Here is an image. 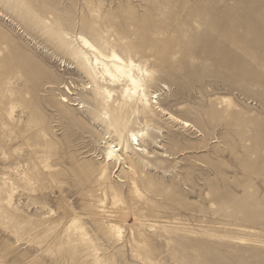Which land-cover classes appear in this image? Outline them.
<instances>
[{
    "label": "rangeland",
    "instance_id": "rangeland-1",
    "mask_svg": "<svg viewBox=\"0 0 264 264\" xmlns=\"http://www.w3.org/2000/svg\"><path fill=\"white\" fill-rule=\"evenodd\" d=\"M62 32L149 72L153 112L105 128ZM0 264H264V0H0Z\"/></svg>",
    "mask_w": 264,
    "mask_h": 264
},
{
    "label": "bare ground",
    "instance_id": "bare-ground-1",
    "mask_svg": "<svg viewBox=\"0 0 264 264\" xmlns=\"http://www.w3.org/2000/svg\"><path fill=\"white\" fill-rule=\"evenodd\" d=\"M221 7L222 6L219 5V8H221ZM209 11L215 15V11H217V10H216V7L212 6ZM51 18L52 17H50V19ZM173 23H175V22H173ZM53 24H55V22H53ZM51 25H50V28H52ZM55 27L57 28L58 26H55ZM55 27H53V28H55ZM47 28H49V27L47 26ZM171 28H172V26H171ZM57 29H59V28H57ZM94 29H96V28H94ZM50 30L52 32V29H50ZM55 33H57V32H55ZM58 33H59V30H58ZM52 34H54V33L52 32ZM55 36H57V35H55ZM58 37H60L61 44L64 47H66L68 49H69V47L71 48V55H72L71 57L73 58L75 63L82 69L84 74L86 73L87 76L92 80V83L94 84V85L93 84L92 85L95 88L96 97H98L100 99L99 107L104 112L102 114L103 116H102L101 121L105 124V126H106V127L104 126L105 128H107L108 130L112 129L113 132L116 133L119 128L124 127L128 123V119L131 116H134L136 118V116H138L139 114L145 116V115L151 114L153 112L152 107H151V104H152L151 99L152 98L150 97V95L148 93V87H147L148 79L150 80V77H151L149 72H147L146 70L142 72L139 69V66L134 64V61H132L130 58H125L123 55H122L123 57L120 56L119 54H117L113 50L109 54L107 52H106L107 54L103 53L101 49L103 47L110 45V43L108 41L104 40L103 38L99 37L100 44H97V43L92 42L91 40L85 38L82 35H79L78 37L74 38L70 34L62 32L60 34V36H58ZM216 37H218V36H216ZM72 41L76 43V45H77L76 48H74V46H72V43H71ZM59 45H60V42H59ZM60 48H62L61 45H60ZM76 64H75V66H76ZM134 71H138V72H141V74H144L145 79H143L142 82L140 80H138V78L134 74ZM80 73H81V71H80ZM104 83H109L112 86L116 85V88L120 89L118 92V97L116 96L114 98L113 97L114 91L108 90L106 87H103L102 84H104ZM89 85L90 84H88V86ZM90 87L91 86H89V88ZM87 94L89 95V93H87ZM95 100L96 99H94V102L98 101V99H97V101H95ZM63 101H65V99H63ZM154 103H156V101ZM97 104H93V105H97ZM90 111H92V110H90ZM12 112H14V111H12ZM5 114H7V113H5ZM8 124L11 125V123H8ZM185 125H186V123H185ZM127 133L128 134L125 137L124 147H123L121 141L119 140L117 142L116 146H114V147L109 146L107 148V150L105 151V157H106L107 163H109V162L118 163L120 158H121V155L117 154V152L121 149H117V148H124V151L126 153L127 150H132L131 149L132 143H134L133 145L137 147L136 151H138V152L144 151V149H141V147H142L141 144L144 143L145 138L150 137L149 134L146 131H142V130L138 131V132H134V131L129 130V132H127ZM110 144H112V143H110ZM158 145H160V144H158ZM159 152H162V151H159ZM125 157H126V159L129 158L127 155H125ZM102 169H101V171H102ZM22 175H23V173H22ZM128 185H130V184H128ZM134 187H135V185L133 184V188ZM128 189H130V188H128ZM136 192H138V191H136ZM7 198H11V197L7 196ZM5 201H7V199H5L2 202H5ZM104 204H105V199L100 201V205L102 207L104 206ZM69 209H71V208H69ZM57 210H60V209H57ZM64 212H66V210ZM62 213L63 212H61V215H62ZM91 217H93V216H91ZM77 220L75 219L73 221V223H76ZM102 221H104V220H102ZM105 221H108V220H105ZM66 224H69V223H66ZM116 233H117V237L121 235V231L119 230V228H117ZM133 235H135V234H133Z\"/></svg>",
    "mask_w": 264,
    "mask_h": 264
}]
</instances>
